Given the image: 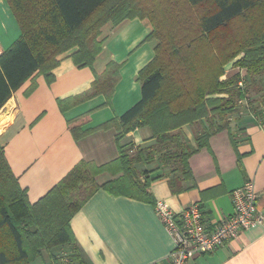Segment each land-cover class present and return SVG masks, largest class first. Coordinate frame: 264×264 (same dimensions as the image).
<instances>
[{
    "label": "trees",
    "instance_id": "16d2710c",
    "mask_svg": "<svg viewBox=\"0 0 264 264\" xmlns=\"http://www.w3.org/2000/svg\"><path fill=\"white\" fill-rule=\"evenodd\" d=\"M106 1L8 0L22 35L0 55V110L37 74L51 83L59 57L69 51L75 50L71 58L77 67H93L103 49L102 28L109 22L117 26L127 19H148L153 26L150 39L158 45L155 59L139 76L142 101L101 128L117 131L116 160L103 166L80 161L44 198L31 204L0 142V264H32L44 251L75 245L70 222L100 189L155 205L150 187L159 177L149 178L147 170H138L139 164L149 165L157 157L180 171L183 180H193L189 159L209 148L211 133L197 139L196 150L184 147L175 133L215 119L221 124L211 125L213 133L227 130L238 102L263 89L264 0H141L140 12L102 7ZM230 65L240 72L227 77ZM119 68L109 63L89 92L67 102L100 93L110 102ZM35 87L33 81L30 91ZM87 121L85 116L69 122L76 141L89 134L82 130ZM146 127L153 145L121 146L128 134ZM103 173L116 178L99 185L97 177ZM178 183L171 182L174 192L187 190L181 183L176 188Z\"/></svg>",
    "mask_w": 264,
    "mask_h": 264
},
{
    "label": "crops",
    "instance_id": "0c3cea01",
    "mask_svg": "<svg viewBox=\"0 0 264 264\" xmlns=\"http://www.w3.org/2000/svg\"><path fill=\"white\" fill-rule=\"evenodd\" d=\"M140 2L107 0L102 7L140 12ZM152 31L148 19H127L117 26L107 23L102 28L103 49L93 67H77L71 58L75 50L69 51L59 57L51 83L37 74L2 107L0 142L31 204L44 198L80 161L103 166L119 157L117 131L101 128L142 101L139 76L155 59L158 45L157 40L150 39ZM21 35L8 0H0V55ZM111 62L120 68L110 102L104 93L77 103L67 102L89 92L96 75L101 76ZM33 81L36 87L30 91ZM85 116L89 121L82 130L89 134L76 141L69 122ZM217 122L205 120L175 133L190 150L197 149L198 138L211 133L209 148L196 151L189 159L193 180H183L180 171L157 157L149 165H137L138 170L149 172V178L159 177L150 187L154 202H165L175 212L199 203L205 217L216 223L233 213L231 193L253 181L260 193L257 207L264 214V113L247 115L235 128L230 125L227 130L213 133L212 126L215 128ZM154 143L151 129L146 127L128 134L120 144L146 148ZM115 178L103 173L97 182L103 185ZM173 180L187 190L174 192ZM180 183L175 184L176 188ZM70 226L75 245L44 251L41 257L46 254L51 264H153L167 262L174 249L154 203L114 196L104 189L82 207ZM190 264H264V226L246 231L238 241L199 256Z\"/></svg>",
    "mask_w": 264,
    "mask_h": 264
},
{
    "label": "built area",
    "instance_id": "2783aa9c",
    "mask_svg": "<svg viewBox=\"0 0 264 264\" xmlns=\"http://www.w3.org/2000/svg\"><path fill=\"white\" fill-rule=\"evenodd\" d=\"M241 73L243 77L246 74L245 71ZM243 83L241 81L239 86L242 87ZM259 197L260 193L254 182L247 181L244 186L231 193L233 213L216 223L205 217L199 203L175 212L165 202H156L155 212L172 237L174 249L167 262L153 264H190L199 256L211 254L238 241L246 231L264 226V214L257 207Z\"/></svg>",
    "mask_w": 264,
    "mask_h": 264
},
{
    "label": "rangeland",
    "instance_id": "374dc122",
    "mask_svg": "<svg viewBox=\"0 0 264 264\" xmlns=\"http://www.w3.org/2000/svg\"><path fill=\"white\" fill-rule=\"evenodd\" d=\"M102 36V35H101ZM101 36L99 40H101ZM227 77L233 74L235 71H240L239 68L234 69L233 67L228 68L227 70ZM263 83H264V76L261 77ZM260 80V79H259ZM252 96L249 100H243L239 101L237 105L238 112L235 113L234 115L230 116L229 118V123L232 126V128L236 127V123L241 120L242 118H245L247 115L250 114H257L258 112L264 113V85L263 89L260 91H254L251 93ZM221 124L220 121L219 123H216V127ZM47 255L45 254L43 257L39 258L36 260L33 264H51L52 260L49 259V262L47 261Z\"/></svg>",
    "mask_w": 264,
    "mask_h": 264
}]
</instances>
